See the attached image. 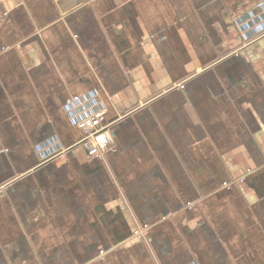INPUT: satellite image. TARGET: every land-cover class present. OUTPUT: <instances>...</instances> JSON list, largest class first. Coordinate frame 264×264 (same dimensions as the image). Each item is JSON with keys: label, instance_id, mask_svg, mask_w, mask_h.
<instances>
[{"label": "crops", "instance_id": "1", "mask_svg": "<svg viewBox=\"0 0 264 264\" xmlns=\"http://www.w3.org/2000/svg\"><path fill=\"white\" fill-rule=\"evenodd\" d=\"M0 264H264V0H0Z\"/></svg>", "mask_w": 264, "mask_h": 264}, {"label": "built area", "instance_id": "2", "mask_svg": "<svg viewBox=\"0 0 264 264\" xmlns=\"http://www.w3.org/2000/svg\"><path fill=\"white\" fill-rule=\"evenodd\" d=\"M80 101L79 97H74L68 102V106L79 104ZM106 113L107 111L104 109L95 111L92 106L82 112V119L77 123L76 129L82 134L79 145L85 149L89 158H102L111 145L109 136L111 126L106 122ZM147 229L148 227L145 226L142 230L137 231L136 235L143 237Z\"/></svg>", "mask_w": 264, "mask_h": 264}, {"label": "rangeland", "instance_id": "3", "mask_svg": "<svg viewBox=\"0 0 264 264\" xmlns=\"http://www.w3.org/2000/svg\"><path fill=\"white\" fill-rule=\"evenodd\" d=\"M147 227H148V229H147V231H146V234L143 235V237H141V238H144V239H145V238L148 237V235H149V229H150L149 227H150V226H147ZM143 228H144V227H141V228H139L137 231H140V230H142ZM137 231H136V232H137ZM143 231H145V230H143ZM136 236H137V235H136ZM137 237H139V236H137ZM139 238H140V237H139Z\"/></svg>", "mask_w": 264, "mask_h": 264}]
</instances>
